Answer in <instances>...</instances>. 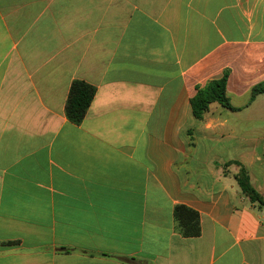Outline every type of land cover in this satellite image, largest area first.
Here are the masks:
<instances>
[{"label": "crops", "instance_id": "0c3cea01", "mask_svg": "<svg viewBox=\"0 0 264 264\" xmlns=\"http://www.w3.org/2000/svg\"><path fill=\"white\" fill-rule=\"evenodd\" d=\"M226 70L230 107L196 119ZM75 81L96 89L79 125ZM261 83L264 0H0V264H264L235 179L264 199Z\"/></svg>", "mask_w": 264, "mask_h": 264}, {"label": "trees", "instance_id": "16d2710c", "mask_svg": "<svg viewBox=\"0 0 264 264\" xmlns=\"http://www.w3.org/2000/svg\"><path fill=\"white\" fill-rule=\"evenodd\" d=\"M229 71L226 70L222 78L208 82L204 87L197 89V94L191 100L190 105L192 113L196 119L202 120L213 103H218L223 107L229 108V100L226 93ZM264 93V83L255 86L252 89V97ZM96 89L83 82L75 81L69 91L66 104V116L74 124H81L84 120L92 101L94 100ZM235 179L242 193L247 196L252 203L259 207L264 205V199L253 188L250 182V176L245 169L235 175ZM174 219L176 230L186 238L198 237L201 234L199 215L194 210L177 206L174 209ZM69 252L70 250L64 249Z\"/></svg>", "mask_w": 264, "mask_h": 264}]
</instances>
